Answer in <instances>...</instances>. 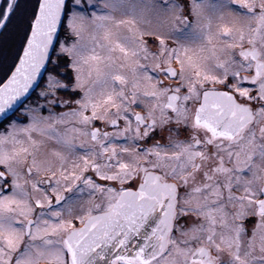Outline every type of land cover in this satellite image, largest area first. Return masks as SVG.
Instances as JSON below:
<instances>
[{
  "label": "snow or ice",
  "instance_id": "6c2138e0",
  "mask_svg": "<svg viewBox=\"0 0 264 264\" xmlns=\"http://www.w3.org/2000/svg\"><path fill=\"white\" fill-rule=\"evenodd\" d=\"M0 264H264V0H0Z\"/></svg>",
  "mask_w": 264,
  "mask_h": 264
}]
</instances>
